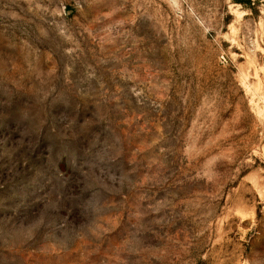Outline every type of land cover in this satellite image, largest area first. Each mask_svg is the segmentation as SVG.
<instances>
[{"label": "rangeland", "instance_id": "374dc122", "mask_svg": "<svg viewBox=\"0 0 264 264\" xmlns=\"http://www.w3.org/2000/svg\"><path fill=\"white\" fill-rule=\"evenodd\" d=\"M0 0V264H264V0Z\"/></svg>", "mask_w": 264, "mask_h": 264}, {"label": "trees", "instance_id": "16d2710c", "mask_svg": "<svg viewBox=\"0 0 264 264\" xmlns=\"http://www.w3.org/2000/svg\"><path fill=\"white\" fill-rule=\"evenodd\" d=\"M236 2L241 3V4L249 3L248 5L250 9H254V6L252 5L251 0H237Z\"/></svg>", "mask_w": 264, "mask_h": 264}]
</instances>
